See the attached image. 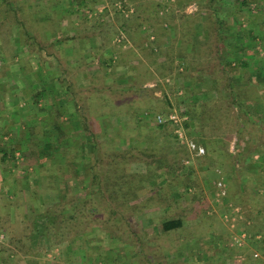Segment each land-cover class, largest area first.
<instances>
[{
	"label": "crops",
	"instance_id": "0c3cea01",
	"mask_svg": "<svg viewBox=\"0 0 264 264\" xmlns=\"http://www.w3.org/2000/svg\"><path fill=\"white\" fill-rule=\"evenodd\" d=\"M51 1L52 6L50 0L35 1L38 5V10L35 12L37 18L45 20L49 10L53 11L55 16L56 22L54 21L51 40L48 44L43 33L30 29V26L25 27L26 29L22 28L26 20L20 17L21 13H18V20L21 23L13 22L12 15L14 16L15 12H11V8L4 6L3 0H0V32L4 29V32L11 33L4 41L18 51L13 55L9 53L7 60L0 56L1 204L4 199L9 198L10 192L18 189L16 186L15 188L14 186L9 187L11 182L5 181L7 174L10 176L17 168L23 169L18 170V173L19 178L24 179V174L30 177L29 175L36 173L35 170L40 169L38 166H32L28 161V156L24 154L28 148L27 145L29 146V136H31L30 132L26 134L27 128L28 130L32 128V137L37 138V141L41 143L38 147L40 154L42 151L46 152L47 149L49 150L48 158L53 159L51 163L42 162L41 164L54 166L55 161H60L56 162V165L62 166L64 157L62 152L57 153V148H59L57 144L60 141L70 146H74L73 142L79 143L82 139L84 142L93 141V137L99 141L100 129L107 126L103 119H107L110 124L114 123L116 128H120V132L130 123L132 116L137 117L139 123L145 120L147 124H156L151 116V113L156 111L164 113L175 111L187 116L186 121L193 124L190 130L186 129L187 134L206 145L208 154L203 159L209 156L215 157L221 144L223 142L228 144L227 156L231 161L225 165L227 182L228 180L230 182V178L239 179L241 189L251 190L252 182L249 177L253 175L256 177L254 180L256 182L252 187L254 194H264V0H260L262 11L258 13L261 21H247L245 14L246 22L239 21V28H237L235 19L240 9L239 6L229 5L230 0L220 1L219 8L223 10L215 11L213 18L215 22L211 26L203 18L205 9L202 11L200 5H196V8L191 10V5L189 6L190 12L185 10V13H190V16L200 15V19L198 18L195 23L191 24L189 18L186 22H175L173 25L171 23V27L164 24L165 28L168 27V33L165 36L157 35L154 29L155 33L149 31L152 27L147 28L145 24L142 27L134 25L137 31L131 29L133 35L129 36L123 24L110 22L109 17L108 21L103 22L104 24L94 21L89 23L62 22L61 19L57 20L60 3L56 5V0ZM74 1L69 0V3L76 8ZM207 1L209 0H200V4ZM155 2L164 10V6H169L171 0H155ZM181 3H183L182 0H177V3L174 2L173 5L176 7ZM45 4L51 6V9L48 10L49 7H45ZM185 4L188 6L187 3ZM92 9L96 10L86 9L90 17L93 15L105 17L108 13L110 15L125 13L115 6V0H97L96 6ZM132 9L135 12V9ZM73 10L77 11L72 7L67 10L71 19L75 15ZM224 14L233 16V22L225 24L226 27L222 22L226 18ZM63 15H65L64 11ZM177 30H181L180 37L176 36ZM20 31L23 36L25 35L24 39L27 43L20 46L11 44L13 34ZM186 34H188L187 37H184ZM33 36L37 42L35 49L30 45ZM112 36L114 37L111 38ZM4 38V34L0 35V47L3 45ZM149 44L159 45L163 50L162 53L174 55V64H183L180 70L184 69L182 71L184 80L179 78L180 81H178V78H175L171 87L169 84L172 80L168 76L162 82V84L166 82L164 88H155L150 85L151 75L146 77L142 73L146 72V67H148L152 72L155 71L154 74L157 76L154 60L145 54L148 53ZM49 45L52 46V50L46 53L45 47ZM173 49L176 50L174 53H172ZM230 54L232 56H227ZM222 59L230 60L227 72L221 69V62H224ZM162 60L163 58L159 57L157 62ZM154 81L155 76L152 78V82ZM108 84L116 85L113 88L115 92L107 89ZM147 84L149 87H146ZM178 84H181L183 88H177ZM110 94H120L117 102L128 103V110L122 111L120 108V116L108 114L106 99ZM79 110L87 112L86 119L93 130V136L88 134L83 137L82 123L78 118ZM221 111H224L223 114ZM148 113L149 115H146ZM119 118L120 123L117 121ZM145 121L142 122L143 126ZM94 124L97 125L95 128ZM138 127H141L140 124ZM198 128L204 131L198 132L197 130H200ZM16 130L18 133L15 132ZM254 131L255 134H253ZM61 132L64 135L62 139H60ZM8 133L15 138L21 136L17 142L23 143L24 151L20 150L18 154L23 156L24 165L17 166L15 169L6 168L5 165L8 153L4 141L7 140L6 134ZM132 139L133 142L140 140L137 136H133ZM44 143L50 146L46 148L43 146ZM216 144L218 146L214 150ZM52 145L54 147L51 152ZM43 165L39 167H46ZM84 166L87 167V164L78 165L81 174L86 173ZM217 170L215 168L207 175L213 186L218 179ZM189 171L198 173L192 168H189ZM78 174L80 175L79 172ZM24 184L25 180L21 185ZM217 202L221 203L222 200ZM262 203L264 205V201ZM229 204L241 209L243 218L238 221V227L247 229L251 239L255 227L249 218L250 213L244 211L242 206L232 204L227 199L226 208H221V219L224 212L231 209ZM252 217L258 222L256 225H259L260 233L264 236V215L259 218L254 213ZM5 230L0 231V242L7 236V232L1 234ZM250 239L247 245L252 240L261 245L258 239ZM236 254V261L241 264L240 260L244 256L240 251ZM253 254H250V258ZM166 255L171 256L170 253ZM169 263L176 264L175 262Z\"/></svg>",
	"mask_w": 264,
	"mask_h": 264
},
{
	"label": "rangeland",
	"instance_id": "374dc122",
	"mask_svg": "<svg viewBox=\"0 0 264 264\" xmlns=\"http://www.w3.org/2000/svg\"><path fill=\"white\" fill-rule=\"evenodd\" d=\"M35 1L36 0H28V2L27 0H3V3L5 4L4 6L11 8V12H15L14 16L12 15L13 22L18 24L21 23L18 20V13H21L20 17H24L26 20V24H24L25 26L22 28L26 29L30 26V29L34 31L37 30L39 33L41 32V34L43 33L44 38L49 44L53 24H55L53 11L49 10L51 9L52 1L50 0L51 6L47 4L44 5L47 8L49 7V13L46 15L45 20H40L36 17L35 12L38 10V5ZM182 1L183 3L175 7V5H173L175 0H171L169 6H164L163 10L158 7L155 0H124L129 11L125 12L123 15H110L108 13L105 17L95 15L90 17V15L86 13V9L90 8V10H96L92 8L96 6L97 0H75L74 3L77 5L76 8L72 3H69V0H56V5L60 3V7H58L60 10L58 9L59 11H57V20L61 19L62 22L77 21L82 23L94 21L101 24L108 21L107 19L109 17L110 22L118 23V25H128L130 27L129 30L132 29V31H137L136 26L140 22L141 24L147 25V28L148 26L152 27L149 31H153L154 29L157 35L165 36V34L168 33L167 29L171 23L173 25L175 22H186L190 18L191 20L189 22L192 24L195 23V20H198V18L200 19V15L195 14L190 16V13H185V10L190 12L189 6L191 5V10H194L196 5H200L199 7L202 11L205 9L203 11V18L210 26L215 22L213 19L215 11L218 12L221 9L223 10V8H219L221 0H209L201 4L200 0ZM230 1L231 3L229 5L239 6L240 9L238 12L239 15L236 16L237 20L235 19L238 25L237 28H239V21L246 22L245 14L247 15V21H261L259 14L262 11V3L260 0ZM185 3H187L188 6H186ZM71 7L77 9V11L73 10L75 12L73 19H71L67 13V10ZM132 8L135 9V12H130ZM63 11L65 15H63ZM202 11L200 12L201 14ZM220 14L223 17V14ZM225 17L224 20L222 19L224 27H226L225 24L233 22V16L231 14L225 15ZM131 24L133 25L132 27ZM164 24L168 25V27L165 28ZM134 25L136 26L134 27ZM7 28L8 26L6 29ZM176 32V36L180 37L181 30H177ZM226 32L225 30V33ZM3 34L5 38L2 40L3 45L0 47V56L5 57L3 59L7 60L9 58V53L13 55L15 52L18 53V51L14 47L7 45L8 43L4 41L11 33L4 32V29H2L0 35ZM183 34L184 33H182V35ZM48 35L49 37H47ZM187 35L188 34L184 37H187ZM24 36L21 31L15 32L12 36L11 44L20 46L21 44L27 43ZM113 37L114 36L111 38ZM30 41V45L35 49V43H37L36 38L33 36ZM45 50L46 53H50L52 46L49 45L45 47ZM175 51L176 50L173 49L172 53ZM178 81H180L179 78ZM115 87L116 85L108 84L107 89ZM104 88H106V86H104ZM111 104L113 108H121L122 111L128 110V103L126 102L118 101L112 102ZM223 112L224 111H221L222 114ZM88 115L90 116V113ZM92 117H95L93 112ZM130 120L131 123L127 124L120 132V128H116L114 123L110 124L107 122V119H103V122H105L107 126L100 129L99 141L95 139V141L84 142L82 139L79 143L73 142L72 145L75 147H82L87 144V147H85L86 151H84L88 154V157L84 159V162L87 164L88 168L84 166L86 168V173L83 174H81L80 169L75 170L73 168L74 166L71 165L73 161L72 157L75 155L74 146H70L68 143L63 144L62 142L57 144V146H59V148H57L58 150L56 149L57 153L62 152L64 157V164L62 166L56 165V162L58 163L60 161H55L54 166H49V164L43 165L41 164L42 162L51 163L53 159L51 157L48 158L49 156L47 154L49 150L47 151V149L46 152L42 151V154H40L38 147L41 143L37 141V138L34 137L30 140L29 136V146L27 145L28 148L24 151L22 148L23 143L17 142L20 140L21 136L15 138L14 136H10L9 133L6 134L8 136L7 140L4 141V146L8 153V160L5 162L6 168L13 167L15 169L17 166L24 165V160H22L23 156L18 154V151L23 150L28 156L31 165L38 166L40 169L39 171H37L38 169L35 170L36 173L29 175L30 177H28V174H24V179L19 178L18 168L13 175L7 176V174L5 177L6 182H11V186L9 187L14 186L15 188L16 186L18 189L10 192L9 198L4 199L2 204L0 203V212L3 213H0V231L2 229L7 230L1 232V234L7 232V236L1 239L2 241L0 242V264H80L78 258L74 255L75 243L72 245L69 243L72 240L71 237L73 233L76 232L75 228L69 233L66 240H64V238H55L54 235H52L51 244H47L42 240V245H38L37 248L32 246L29 235L32 229V222L37 213L55 204L64 194L82 196L88 191L86 187L90 184L92 185L90 191H92L93 204L98 207L99 214H92L91 216L87 214L88 216L83 218L82 222L75 223L77 230L83 232L80 233L79 236H76V245H81L83 250L86 251L84 264H155L154 262H156L157 259L161 261L160 264H170L169 262H175L176 264H238L236 261V252L238 250L242 252L244 256H242L243 258L241 260L239 259L241 264H244V262H246L245 264H264V248L260 245L250 243L248 244L249 247L246 246L245 248L237 249L228 244V238L233 229L225 224L220 216L222 211L221 208H226L227 199H223L221 203L217 202L215 195L216 190L212 181L209 179L210 177L207 176L210 174L209 172L215 168L224 173L225 171L227 172L225 165L231 161L227 156L228 144L223 142L221 147L219 146L220 150H217V155L215 157L209 156L206 159H193L191 154L180 146L172 135H164V132H160L156 128L154 129L155 125L153 123H148L144 128L135 130L136 126H133L134 117L132 116ZM117 121L120 123V118L117 119ZM96 126L97 125L94 124V128ZM31 130L32 128H29V130L27 128L26 134L32 132ZM138 130L141 131L140 133H142L144 137L138 142H133L132 138L136 136L135 132ZM39 131H41V129H39ZM15 132L18 133V130ZM255 133L254 131L253 134ZM32 142H34V144H32ZM49 143L50 142H48V144ZM48 144L44 143L43 146L48 148V146H50ZM133 146H138L143 149L147 148V151L150 150L152 152L160 150L161 154L167 156V162L175 175L168 176L163 173L157 177V181L155 182L157 189L152 191L151 194L148 193L145 198H142L140 203L147 202L150 196H155L151 197L153 198L151 203L154 201H156V203L160 202L158 207H147L141 212H138V209L130 216L124 214V218L122 217L120 221V199L114 201L110 199V196L115 194L111 191L112 188H116L113 183L120 184L121 182L116 181V179H119L120 164L118 165L117 173L113 170L114 167L111 164L112 160L108 158V156L105 158L103 157L107 152L108 154L115 151L120 152L122 149L132 148ZM217 146L218 144L214 145V150ZM42 156L46 159L44 160V158H41ZM187 157H192V159H189L191 162L189 166L183 164V160ZM96 158L103 160L102 165L104 169L103 172L99 171L101 176L93 180V175H91L93 172L91 164L94 163ZM37 161H39L40 164L37 163ZM40 165L46 167L41 168L39 167ZM189 168H192L195 172L198 171V173H190ZM130 169L132 173L139 172L145 169V165L142 162L132 160L130 162ZM21 170L23 169L19 171ZM53 175L55 178H52ZM223 175L225 176V174ZM108 177H110V181L107 180ZM249 179L253 187V184L256 182L254 181L256 177L252 175ZM12 180H14V182ZM23 180H25V184L21 185ZM238 180L239 179L230 178V183L233 187L230 198L233 201L245 204L247 211L254 210V212H256L255 209L261 206L258 197L254 194L252 187L251 190L244 192L239 187ZM188 186H192V193L188 192ZM52 189H54V191H52ZM164 191H167L166 197L164 196ZM119 194L122 193L119 192ZM136 204L139 206V202ZM114 210L117 212L116 214H112ZM127 210L122 212H127ZM174 218H182L184 220V225L180 230L172 234L169 241H173L174 245H182L183 253L186 255L184 259H186V257L188 258L185 260L186 263L182 262L184 259L181 258L180 253L176 251H172L170 257H167V252L158 256L155 255L156 253L154 252L149 256L153 261H149L145 258L148 255L141 253V245H138V242L140 244L143 242L146 249L151 250L156 248L158 241L162 242V246L165 245V236L162 237L158 234L159 226L163 220ZM255 222L258 223L257 221ZM257 228H259V225H256L254 229ZM178 236H182L180 240L177 239ZM255 250L261 254L262 257L260 256V259L252 257L253 255H251V258L246 257L255 252Z\"/></svg>",
	"mask_w": 264,
	"mask_h": 264
},
{
	"label": "trees",
	"instance_id": "16d2710c",
	"mask_svg": "<svg viewBox=\"0 0 264 264\" xmlns=\"http://www.w3.org/2000/svg\"><path fill=\"white\" fill-rule=\"evenodd\" d=\"M175 3H177V1H175ZM137 25H139V27H142L143 24H141L139 22ZM123 26L125 27V32L128 33L129 36L131 34L133 35L131 30H129L130 27L128 25L126 26L123 24ZM132 26L133 25L131 24V27ZM152 43H153V41H152ZM147 49H148V53H145V54L147 57L154 60L155 65H156V70H157V76L154 74L155 71L152 72L151 70H149L148 67H146V72L145 71L142 72V73H144V75L146 77H148V74L151 75L150 85H152L155 88H157V87L162 88L164 86V84L166 83V82H164L162 84V82L165 81L166 77H168V76L172 80V83L169 84L170 86L173 84V80L175 81V78H181L182 80H184V77L182 75V73H183L182 71H184V69L182 71L180 70V68L183 66V64H178V65L174 64V61H175L174 55L172 56L170 53H162V51H163L162 48L156 44L154 46H153V44H149ZM227 56L230 57L232 55L230 54ZM159 57L163 58V60L161 62L160 61L157 62V59ZM172 59H173V61H172ZM222 60L224 61V59H222ZM229 64H230V60L221 62V69L224 70L225 72H227ZM232 66H233V64H232ZM154 76H155V81L152 82V78H154ZM146 87H149V85L147 84ZM177 88L181 89V88H183V86L181 84L180 85L178 84ZM109 90L111 92H115V90L113 88H110ZM118 98H120V94H118V95H116V94L111 95L110 94L107 96L106 109L108 110L109 115H114V116H117V114L120 115V109L113 108L111 106L112 105L111 103L117 102ZM117 110H118V112H117ZM145 111H147V110H145ZM145 111L143 112L144 115L146 113ZM170 112H168V113H170ZM78 113L80 114V116H78V118H79L80 122L82 123V132H84L83 137H86V135H88V134L93 136L94 135L93 130H92V128L88 122V119H86L88 117L87 112L86 111L82 112L81 110H79ZM160 113L168 114V113H164L162 111H156V112H153V114L151 113L153 122H155L154 117ZM181 113H183V112H181ZM146 115H149V113ZM181 115H183V114H181ZM81 120H83V121H81ZM144 121H142V122H144ZM142 122L140 121V123H139L137 117L134 116L133 126H136L135 130H137L139 128L138 124H140V126H141L140 128H144L145 126H147L146 121L144 123L145 124L144 126H143ZM154 125H155L154 129L156 128L158 131L164 132V135H167V134L172 135V137L175 139V141L180 146H182L186 151H188V149L185 146L180 144L176 135L173 132V128L170 127L169 124H157L156 123ZM191 127H193V124L185 121V128L190 130L189 128H191ZM198 129H200V128H198ZM197 131L202 132L204 130L200 129ZM138 132H141V131L140 130L136 131L135 132L136 136L140 140L143 139V137H144V136H142L143 134L142 133L138 134ZM30 133H31V136H30V140H31V139H33V137H32L33 132H30ZM61 133H62L61 134L62 137L60 139H62L64 136L63 132H61ZM188 136L191 138V136L189 134H188ZM191 139L196 141L198 144L204 146L206 149V145L204 143L201 144V142H198L196 138L195 139L191 138ZM93 141H95V137H93ZM52 147H54V145H52ZM85 147H87V144L82 146V147H80V146L79 147H73L74 151H75V155L72 157L73 161H72L71 165L74 166L73 168L75 170L76 169L78 170V165L79 166L85 165L84 159L86 157H88V154H86V152H85L86 151ZM155 152H152L150 150L147 151V148L143 149V148L138 147V146H133L132 148L130 147L127 149H122V150H120V152L115 151V152H112L109 154H108V152L105 153L103 158L108 156V158H110L112 160L111 164L114 167L113 170L116 171L117 173H118V165L120 164V174H118V178L120 180L116 179V181H121V182H120V184L113 183V185L116 186V188H114V189L112 188L111 191L114 192L115 194L113 196H110L111 201L120 199V209H121L120 210V221H121L122 217L124 218V216H123L124 214H127L130 216L132 213L136 212L138 209H139L138 212H141V211H143L144 208H147V207H151V208L152 207H158L160 202L156 203V201H154L153 203H151L153 200V198H151V197H155V196H150V198L147 202L145 201L142 204H140V203L142 201V198H145V196L148 193L151 194L152 191H155L157 189L156 183H155L157 181L156 180L157 177H159L163 173L167 174L168 176H174L175 175L174 172L171 171V167L167 162V160H168L167 156L161 154L160 150H157ZM207 154H208V151L206 149V154L204 156L195 157V158L203 159L204 157H207ZM186 159H192V157L185 158L183 160L184 165H185L184 161ZM132 160L142 162L145 165V169H144L145 171L142 170L139 172L132 173L130 171L131 170L130 169V162ZM28 161H29V158H28ZM102 162H103V160H101L100 158H96L94 160V163L91 164V169L93 171L91 175H93L92 176L93 180H96L99 176H101L99 171L103 172V169H104ZM114 174H116V173H114ZM223 174H225V173L223 172ZM53 177H54V175L52 176V178ZM110 177H108V179H107L108 181H110ZM226 181H227V179H226ZM227 184H228V197H227L228 201L231 202L232 204H235L238 206L240 205V206H242L241 208H243L244 211L250 212V214H248L250 217L248 215L247 216L253 221V224L255 227L257 223L254 221L255 219L252 216L254 213H256V215H258L259 218L261 215L263 217L264 205L262 202L264 201V194H257L256 195V197H259L258 200L260 201V204H261V206H259L258 209H255L256 212H254V210L247 211L245 204H243L242 202L233 201L230 198V195L232 193L231 190L233 189V187L231 186V183L229 181L227 182ZM91 187H92L91 184L88 185V187H86L88 189V191L86 193H84L82 196L64 194V196L61 197L55 204H52L51 206L47 207L45 210L37 213L36 217L34 218V220L32 222V229H31V232L29 235V240L32 243V246L37 248L38 245L39 246L42 245V243H41L42 240L44 242H46L47 244H51V240H52L51 236L52 235H54L55 238H59V239L64 238V240H66L69 233L72 232L75 228L76 232L73 233V236L71 237L72 240L69 243L71 245L73 243H75L74 255H75V257L78 258L80 264H84L85 259H86V251L83 250L81 245H79V244L76 245V236H79L80 233H83V232L81 230H77V226H75V223L82 222V219L85 218L86 216H88L87 214H90V216L92 214H95V215L99 214L98 207L95 204H93L92 191H90ZM239 187H240V184H239ZM187 190L189 193H192V186H188ZM52 191H54V189H52ZM243 191L247 192L249 190H247V191L243 190ZM119 192L122 194H119ZM116 193H118V194H116ZM163 193L165 194L164 196L166 197L167 191H164ZM137 202H139V206L136 204ZM132 203H134V204H132ZM125 210H127V212H122ZM116 213L117 212L115 210H114V212L112 211V214H116ZM183 225H184V220L182 218L163 220L160 223L158 234L162 237L163 236L167 237V238L164 237L166 244L162 246V244H161L162 242L158 241V243L156 242L157 243L156 248L151 250V249H146L143 242H142V244H140L138 242V245H141L140 246L141 253L148 255L145 258L148 259L149 261H151V260L153 261V259H150L149 256H151L154 252L156 253L155 255L158 256V255L164 254L166 252L171 253L172 251H176V252L180 253V257L184 259V257L186 255H185V253H183V249L181 247L182 245L181 244L174 245L173 241H171V240L169 241V238L172 236V234L175 233L176 231L180 230L183 227ZM260 232H261V228L254 229V232H253L254 234H252L251 239L255 238L256 235L259 234ZM181 237L182 236H180V237L178 236L177 239L180 240ZM258 242H260V241H258ZM57 243H59V242H57ZM250 243H256V242L252 240V241H250ZM258 245H260V244L258 243ZM246 246H248V245L246 244L242 248H245ZM235 248L242 249V248H238V247H235ZM247 257H250V255ZM187 259L188 258L186 257V259H184L183 262L186 263L185 260H187ZM154 263L160 264L161 261L159 259H157L156 262H154ZM245 263L246 262H244V264Z\"/></svg>",
	"mask_w": 264,
	"mask_h": 264
},
{
	"label": "built area",
	"instance_id": "2783aa9c",
	"mask_svg": "<svg viewBox=\"0 0 264 264\" xmlns=\"http://www.w3.org/2000/svg\"><path fill=\"white\" fill-rule=\"evenodd\" d=\"M115 6L123 12L129 11V8L126 7L124 0H115ZM130 12H133V9H130ZM154 118L157 124H169L173 126V132L176 135L178 141L181 145L185 146L189 150L192 156L201 157L206 154L205 147L198 144L188 136L185 128L187 116H183L174 111L168 114H157ZM184 163L186 166H189L191 162L189 159H186ZM217 173L219 176L215 181L214 188L216 190L215 195L217 201H220L228 197V184L226 177L223 175V171L217 170ZM229 206L231 209H228L222 215V220L233 229L230 237L228 238V244L234 247L242 248L247 244V241L251 236L247 229L238 227V221L243 218L241 209L230 204ZM255 239H258V241H260L261 245L264 247V237L262 233L257 234ZM253 257L259 259L260 253L255 251Z\"/></svg>",
	"mask_w": 264,
	"mask_h": 264
}]
</instances>
